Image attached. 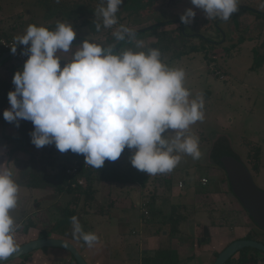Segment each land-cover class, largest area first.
<instances>
[{
  "label": "clouds",
  "instance_id": "9594fccd",
  "mask_svg": "<svg viewBox=\"0 0 264 264\" xmlns=\"http://www.w3.org/2000/svg\"><path fill=\"white\" fill-rule=\"evenodd\" d=\"M122 3L99 0L98 32L118 24L116 13ZM190 3L207 19L228 21L238 11V0ZM195 15L187 9L180 21L189 25ZM112 35L116 41L135 39L124 25ZM75 39L72 26L63 22H57L54 30L28 25L24 35L14 38L11 54H16L17 44L24 45L21 55L28 58L13 76L15 89L7 94L10 109L3 112L6 122L19 127V120L30 121L34 126L30 142L37 149L54 144L61 153L82 154L85 164L96 169L106 160L116 161L125 148L132 151L131 165L149 175L171 172L181 154L200 158L198 138L189 129L203 121L204 99L202 95L190 98L183 69L168 67L156 48L118 52L115 45L105 47L87 40L73 47ZM142 46L136 42V47ZM73 48L70 61L61 66L58 53ZM19 195L13 171L0 166V264L19 251L15 239L19 225L11 215ZM71 220L73 236L93 247L98 237L83 232L77 217Z\"/></svg>",
  "mask_w": 264,
  "mask_h": 264
},
{
  "label": "rangeland",
  "instance_id": "374dc122",
  "mask_svg": "<svg viewBox=\"0 0 264 264\" xmlns=\"http://www.w3.org/2000/svg\"><path fill=\"white\" fill-rule=\"evenodd\" d=\"M44 3L45 0H0V30L7 35L17 37L25 34L28 25H36L38 27L52 25L54 23V18L52 17V19H48L50 17H48L44 12ZM182 10L183 9H180V11H174L172 15L179 17L180 19V16L184 14L181 13ZM157 17V15H154V18L157 19ZM195 17L196 18L193 19V22L190 25H197V16L195 15ZM154 18L148 21L146 26L150 25L154 21ZM46 19H48V21H46ZM240 24L242 27H247L244 32L248 34V28L249 30L255 29L256 20H253L250 16H243L240 18ZM70 25L76 32V39H84L105 47L113 44L116 45L118 41L115 40L112 33L120 25H124L132 31L137 29L136 25H133L130 20H124L120 22L118 26H114L111 35L108 36L106 35V30L98 35H92L86 29H82L77 25L75 26L72 22ZM243 29L245 28H242V30ZM163 31L165 30L160 28L157 29L155 33L158 34ZM166 31H169L172 37H176L177 35V30L174 29L173 26L169 27ZM257 33L254 34L255 36L257 35V39L255 41L243 46L237 45L229 53L225 51L218 53L210 50L208 52L211 53L207 52L203 55L202 53L191 55L187 54L188 56L182 55L181 57L174 59V53L181 52L182 50L181 45H178L176 48L172 47L171 52L163 56L162 62L168 67L180 68L184 70V86L191 93L190 98H196L197 96L202 95L204 99V119L203 121L196 122L194 125L190 126L189 129V134L198 138L199 150L201 152L200 158L193 159L189 155L181 154L180 162L171 171L173 187L170 191L157 187V182H154L155 180L162 178L164 174H156L154 180L152 179L154 185L153 188L150 187V185L143 188L145 196H147L148 193L151 194L153 191H156V197L159 200L160 206L168 204L162 201H169L168 205L161 208L166 211V217L170 215L173 204H187L188 208L193 207L192 205H196L193 201L197 200L196 195H203L204 193H207L206 191L208 190L214 195L223 193V196L218 197L219 201H221L213 202L212 198H207L206 200L205 198L200 197L198 198V209H206L210 207L217 213L215 215V219L217 220L216 223L222 228L227 224L224 221V218L228 217L230 214L234 215V213H236V222L234 223V226L243 227L242 229L240 228V231H243V233L248 230V218L241 210L234 197L228 192V186L224 182L226 180L224 173L212 165H206L207 152L211 147L213 140L218 136H227L229 138L233 150L241 156L245 164V154L247 148L242 145V142L251 141L256 143L261 147L262 151L260 160L261 168L258 176H256L253 171L250 172L257 187L264 190V64L257 62L258 59L252 51L264 42V30L259 34ZM149 34L150 32L145 33V36H149ZM157 34L151 35V38L147 40L136 39L135 37V39L131 42L128 41V43H125V47L120 48L118 52L129 49L134 52H147L150 44H155V48L157 49ZM137 41H141L143 46L136 47ZM73 47L78 46L73 45ZM75 51L76 49L73 48L69 53H58L62 59L61 66H63V61H70L71 56L73 55L72 53ZM215 55L220 56V59L216 64L213 59V56ZM18 64L22 69L24 62L19 63L15 61V59L10 60L5 67H0V77L5 76L8 68ZM251 67H253L254 70H250ZM167 134H171V130H169V133ZM12 139L13 138H11V140ZM18 146L19 142L12 140L5 145L0 143V150H3L4 147L9 150ZM58 163L59 162L57 161L56 165H58ZM30 164L33 165L31 162ZM20 176L22 178L24 175L18 174L14 180H16L18 184H23L22 182L24 181L22 180L18 182L19 179H21ZM202 177H206V179H208V183L204 187H201L199 184V180ZM179 182H182L183 188L177 187ZM24 185L29 186L28 192L30 195L34 196L37 193L38 190L32 188L33 184L31 182ZM99 185V183L94 182V188L100 187ZM129 187L130 186H124L122 188L127 189V194L131 197L132 201H135L136 197H139L138 191L132 187L128 189ZM65 195L70 197L71 194L65 193ZM143 197L144 196L140 198V202L144 201L143 199L145 198ZM164 197H166V199H162ZM79 202L82 204L84 200L80 198ZM80 206L82 205L77 206L78 212L81 208ZM180 206L181 205L174 206L175 211L184 215ZM206 212L203 211L198 213L197 217L204 218L208 221V215ZM65 226L66 225H63V228ZM181 230L183 233H187L189 228L187 225H182ZM167 231L168 229L164 227V230L159 233V238H165V232L167 233ZM137 236L138 234H132L129 236L128 241L129 243L131 242V245L130 249H128L126 257L128 259H135L134 264H141L140 257L142 254L138 252ZM223 236L224 234L221 232L219 238L224 240ZM218 240L220 241V239ZM166 241L167 246L164 248L171 249L169 244L171 247H174L176 243L174 238H169V240L166 239ZM223 247L224 245L222 244V246L218 247L216 251L220 252ZM171 250L174 251L175 249ZM250 250L257 253L258 264H264V254L253 249ZM185 255L186 253L184 254V257ZM179 256L180 255L178 253H174L172 255L170 254L168 257L175 260L176 258L180 259ZM214 259L215 253L205 251L197 260L199 264H212ZM181 261L183 262V260ZM183 264L193 263L186 262ZM195 264L198 263L196 262ZM231 264H236V260H233Z\"/></svg>",
  "mask_w": 264,
  "mask_h": 264
},
{
  "label": "crops",
  "instance_id": "0c3cea01",
  "mask_svg": "<svg viewBox=\"0 0 264 264\" xmlns=\"http://www.w3.org/2000/svg\"><path fill=\"white\" fill-rule=\"evenodd\" d=\"M18 135V127L14 123L7 122L0 126V143H3V145L8 142L2 137L16 139ZM8 152L6 147L0 150V166L11 169L13 178H16L18 174L24 175L22 178L20 176L21 179L18 182L21 180L25 182H22L23 184L16 182L20 186V195L17 208L11 212L15 222L19 225L15 235L18 246L34 239L42 238L40 235L45 233L46 237L70 242L88 264H134L135 259L126 257L131 245L128 239L132 234H138V252L142 256H150L154 250L167 246L166 239L169 240L167 233L165 232V238L163 239L159 238V234L154 233L161 227L158 221L154 219L145 222L140 217V205L144 202H140V198L145 196L143 188L141 189L138 186H130L128 188L137 189L139 197L137 196L135 201H132L131 197H129L126 192L127 189L122 188L124 186L110 185L106 182L99 183L100 187L95 188L97 190L95 200L91 203L83 202L81 204L79 201H74L71 204L73 195H70V197L65 194L57 195L48 185L32 187L38 190L32 196L28 192L29 186L24 185L29 182L27 179L32 166H34L30 164V153L20 149L10 156ZM155 176L148 174L150 180L148 185L152 188L154 187L152 179ZM151 196L152 198L148 196L143 198L147 201H153L154 209L165 217L167 213L161 208L168 205L169 201H162L168 204L160 206L156 191H153ZM219 196H223V193L219 195H214L210 192L203 195L197 194V200H193L196 205H192L193 207L189 208L187 204H173V206L181 205L180 209L186 218L179 228L180 237L174 238L176 240L174 247L169 244V247L175 249L176 253L180 255V259L178 258L179 264L186 262L193 264L197 262L199 264L197 259L200 258L203 252L218 253L216 249L222 244L225 247L233 240L243 238L248 232L247 230L243 233V231H240L243 227L234 226L236 213L227 217V224L222 228L216 223L215 215L217 213L210 207L198 209V198L201 197L206 200L207 198H212L213 202H220ZM162 199H166V197ZM79 205L82 206H80L81 208L78 212L77 206ZM67 206L70 210H75L74 216L77 217L83 232L93 233L98 237V242L93 247H88L82 239H76L73 236L72 220L62 214L63 209ZM203 211L207 213L208 221L197 217L198 213ZM62 223L66 225L64 228ZM182 225H187L189 228L187 233H183L181 230ZM221 232L224 234V240L219 238ZM5 264H76V262L71 254L64 249L47 248L33 251L18 260Z\"/></svg>",
  "mask_w": 264,
  "mask_h": 264
},
{
  "label": "trees",
  "instance_id": "16d2710c",
  "mask_svg": "<svg viewBox=\"0 0 264 264\" xmlns=\"http://www.w3.org/2000/svg\"><path fill=\"white\" fill-rule=\"evenodd\" d=\"M134 3V0H123V3L118 6L119 11L116 13L118 24H120V22L124 20L133 19V12L135 11V8L137 10V6ZM98 6L99 0H58V2L57 0H45L44 12L48 17H50L48 19H52V17L54 18V23L52 25H47L46 28H48L49 30H54L57 22L68 24L72 22L75 26L77 25L82 29H86L92 35H98L106 30V35L109 36L111 35L114 26L116 27L118 26V24L109 29L101 27V30L98 32L95 28L96 23L101 22L96 15V9ZM48 19H46V21H48ZM0 33L7 40H11L15 43L14 36L7 35L1 30ZM174 41L175 37H172L170 32L163 31L157 34V49H159V51L161 52V60H163L164 55L171 52L172 47L174 48ZM120 42L121 41H118L115 47H118L120 45ZM24 48H26V46ZM2 52L3 50L0 51V54ZM182 55L183 54L177 55V53L175 52L173 58L177 59ZM257 59V62L259 63L264 62V58ZM10 60L12 59L5 60L2 63L1 67H5ZM21 70L22 69L19 64L13 65L7 69L4 77H0V126L7 123L3 119V112L10 109L7 94L10 91H14L15 86L12 83V79L14 74L17 71ZM250 70H254V68L251 67ZM33 130L34 126L30 121L19 120V135L16 139H12L13 141L19 142V146L13 149H9V155H13L17 150L20 149L28 151L31 155V163L34 165L32 166V170L28 177V181L33 184L32 186L37 187L40 185H48L57 195H62L65 193L71 194L73 195L71 204L74 201H79L80 198L84 200V203L93 202L95 200V194L97 192V190L94 188V182H106L110 185L120 186H138L140 188L146 187L150 182L148 174L146 172L139 171L131 165L130 159L132 156V151L125 148L121 156L116 161L106 160L104 166L101 169H96L89 166L88 170L82 171L81 175L84 176L85 180V185L83 188L72 187L71 184L73 182V179L66 175L65 170L67 167L71 166L75 160L84 161V156L82 154L72 153L71 151L61 153L55 148L54 144L43 146L37 151V148L30 142L31 138L29 133ZM2 138H4V140L8 143L12 141L11 138L8 137ZM242 145L247 148L245 154L246 165H249L253 172L259 173L261 167V147L251 141H243ZM57 161L59 162L58 165H56ZM206 166L211 165L207 163ZM154 182H157V187L170 191V189H172L173 187L172 173H164L162 178L157 179ZM224 182L226 183V180ZM206 192L209 191L207 190ZM147 196L152 198L151 194L149 193ZM143 204L144 210H140V217L142 221L148 222L150 220L156 219L161 225V227H159L154 232L155 234L161 233V231L164 230V226L166 229H168V238L180 237L179 228L180 225L186 220V218L181 213H177L174 206L171 209L170 215L168 217H163L161 216L160 212L154 209L153 201H147L145 199ZM74 211L75 210H70L67 206L63 209L62 214L67 218H72L75 214ZM144 212H146V215ZM227 220V217L224 218L225 222H227ZM40 236L43 238L46 237V234L42 233ZM242 239L250 240L253 238L250 237L247 232ZM174 253L176 254L175 250L172 251L169 248H160L154 250L153 254L150 256H142L140 262L141 264H179L178 258L173 260L168 257L170 256V254L172 255ZM217 255L218 253H215V257ZM233 260H236V264H257L258 255L257 253H255V251L244 249L236 253L226 264H231Z\"/></svg>",
  "mask_w": 264,
  "mask_h": 264
},
{
  "label": "flooded vegetation",
  "instance_id": "af4514ba",
  "mask_svg": "<svg viewBox=\"0 0 264 264\" xmlns=\"http://www.w3.org/2000/svg\"><path fill=\"white\" fill-rule=\"evenodd\" d=\"M134 1V4L137 6V10L135 8V11L133 12L134 17L130 21L133 25H136L137 29L132 32L145 29V32L138 33L135 36L136 39L147 40L151 38V35L157 34L155 33L157 29L163 28V30L166 31L169 27L173 26V28L177 30V35L175 37V41L173 42L174 48L178 47V45H181L182 47L181 52H177V55L183 54V56H185L187 54L191 55L199 53H202L203 55L210 50L218 53L221 51L229 53L237 45L243 46L255 41L257 39V35L255 36L254 34L257 32V34H259L264 30V6H262L264 5V0H238V11L234 13L228 21H223L218 18L207 19L206 14L202 10L195 8L190 3V0ZM180 9H183L181 13H185L187 9H192L197 16V25L183 24L181 23L179 17L172 15L174 11H180ZM154 15L158 16L157 19L154 18ZM243 16H250L253 20H256L255 29L249 30L248 28V34L244 32L247 27H242L240 24V18ZM153 18L154 21L150 25L146 26V23ZM242 28L245 29L242 30ZM148 32H150L149 36H145V33ZM125 45L126 44H123L119 47V49L122 47L124 48ZM152 45L155 44H150L149 49L152 48ZM252 51L257 58L263 59L264 42ZM213 59L216 64L220 59V56L215 55L213 56ZM262 63L264 64V62ZM248 169L252 172L249 165ZM254 174L258 176L259 173L254 172ZM248 235L253 238L250 240L264 244V229L255 226L251 222L250 217H248ZM258 263L259 262H257V264Z\"/></svg>",
  "mask_w": 264,
  "mask_h": 264
},
{
  "label": "water",
  "instance_id": "95a60500",
  "mask_svg": "<svg viewBox=\"0 0 264 264\" xmlns=\"http://www.w3.org/2000/svg\"><path fill=\"white\" fill-rule=\"evenodd\" d=\"M143 32H145V29L133 33L136 36L138 33ZM83 41L84 39H75L73 45L79 46ZM126 42H128L127 37L124 41H121L118 47H115V50L118 51L119 47ZM24 47V45L17 44L16 53ZM152 48H155V45H152ZM12 57L13 54H11L10 50L3 51L0 54V67L5 60L11 59ZM207 163L220 169L224 173L228 190L246 217H250L251 222L255 226L264 229V190L257 187L250 170L241 156L233 150L227 136H218L213 140L207 152ZM18 248L19 251L10 256L3 264L18 260L33 251L47 248L64 249L71 254L76 264H88L82 258L79 251L70 242L63 239L52 237L37 238L23 245H19ZM244 249H253L264 254V244L254 240L240 238L233 240L218 252L212 264H226L236 253Z\"/></svg>",
  "mask_w": 264,
  "mask_h": 264
},
{
  "label": "built area",
  "instance_id": "2783aa9c",
  "mask_svg": "<svg viewBox=\"0 0 264 264\" xmlns=\"http://www.w3.org/2000/svg\"><path fill=\"white\" fill-rule=\"evenodd\" d=\"M14 45V42L11 40H7L1 33H0V48L3 51L10 50V47ZM25 48L19 50L15 55H13L12 59H15V61L22 63L27 60L26 55H21V51ZM89 169V165L85 164V161L82 160H75L74 163L67 167L65 170V173L67 176L73 179V182L71 184L72 187H80L83 188L85 185L84 176L81 175L82 171H86ZM208 183L206 178H201L199 180V184L204 187ZM178 188H183L182 182H179L177 185ZM140 208L144 210V204L142 203L140 205ZM146 215V212H144ZM142 222V221H141Z\"/></svg>",
  "mask_w": 264,
  "mask_h": 264
}]
</instances>
